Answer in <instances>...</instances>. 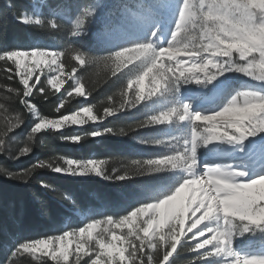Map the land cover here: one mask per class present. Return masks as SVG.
Segmentation results:
<instances>
[{"label":"trees","instance_id":"1","mask_svg":"<svg viewBox=\"0 0 264 264\" xmlns=\"http://www.w3.org/2000/svg\"><path fill=\"white\" fill-rule=\"evenodd\" d=\"M9 4L13 5V9L8 8ZM93 5L99 6V9L94 18L87 17L85 20V35L72 37L71 30L75 28L76 20L84 17L85 9H91ZM168 5V0H0V51L14 48L34 50V46H39L46 51H63L71 47L93 55L114 54L115 51L122 50L126 46L149 43L154 32L159 39L160 31L156 29L161 18L170 15L166 10ZM124 6L135 11L137 17L129 16L123 27H117L107 35H98L104 31L105 25L110 21L114 25H121ZM113 12L115 15H112ZM23 15L37 16L45 21L46 27L23 24L18 18ZM54 19L59 21V28L51 27L49 21ZM62 61L64 72L68 76V69L75 61L67 54ZM132 69H136V72ZM139 71L133 64L118 69V76L113 77L110 68L89 66L76 74L80 75L87 84L85 96H77L74 93L71 97L66 95L65 90L69 89L72 82L67 84L62 94H56L45 84V81L36 86L40 88L43 85L45 91L37 93L34 88L33 95L27 99L48 119H61L62 115H71L83 107L93 105L99 108V110L97 107L93 108V115L99 117L103 115V108L107 106V103L102 105L101 102H107L108 97H113V102L118 103L119 96L114 94L125 89L128 79ZM10 74L7 71H0V86L22 88L18 83V76L13 80L7 79ZM239 76L240 74L233 72L230 79L225 77L222 81L227 84L242 85L244 80ZM218 80L219 77L207 87L195 83H182L178 93H165L156 96L155 99H147L134 108H128L104 119L103 122L98 118V123L93 126L67 129L63 132L41 131L35 135L37 141L42 140L45 146L34 148L32 153L18 160L0 154V167L8 172L21 173L41 160L64 157L75 161L104 160L106 164L102 167H107L111 175L114 164L119 167L131 160L157 159L178 154L179 146L169 147L141 141H170L179 137L182 145L189 137L193 126L173 122L170 125L139 128L124 136L105 133L93 137L91 134L94 131L107 129H112L114 132H118L121 128L127 130L128 126L155 115L161 108L158 109L159 102L164 101L170 107L177 101L181 104L184 95L190 89L202 88L204 94H210L213 84ZM89 91L91 95H88ZM62 102H65L64 107L60 112H56L55 109ZM198 102L196 101V104ZM0 104H4L7 109L2 112L13 116L22 113L25 117V123L15 133L8 134L9 137H14L19 143L24 144L37 122L35 117L19 103V98L7 92L6 87H0ZM66 137L80 139L73 141L65 139ZM204 154L206 151L199 152V155ZM180 171V169H165L126 181L76 179L61 176L49 168L38 169L27 182L11 179L0 173V264H8V261H12L13 264H17V261H25L26 264H55L49 259L36 260L27 254L7 256V249L14 247L15 242L21 240L50 238L63 234L65 230L78 229L84 226L89 217L101 218L105 214L121 215L130 209L134 210V206L143 202L163 199L173 194L186 179L179 173ZM40 181L48 183L51 188L47 190L42 188ZM232 246L235 251L243 253L264 249V232L257 230L255 234L235 235ZM192 247L193 244L189 241L183 242L178 246L169 264H189V261L194 259L196 264H228L218 256L209 260L197 259V254L191 251Z\"/></svg>","mask_w":264,"mask_h":264},{"label":"snow or ice","instance_id":"2","mask_svg":"<svg viewBox=\"0 0 264 264\" xmlns=\"http://www.w3.org/2000/svg\"><path fill=\"white\" fill-rule=\"evenodd\" d=\"M196 0H179L180 7L177 11L178 22L175 24L174 32L179 29L183 31L188 19L189 12ZM8 8L13 9V5L9 4ZM207 9H203L206 12ZM15 15V13H13ZM91 10L85 9V15L91 16ZM201 14V13H198ZM112 15H115L113 12ZM137 17V13L131 8L124 6L122 9L121 25H114L111 21L105 25L104 31L98 35L110 34L115 28L123 27L127 22L128 17ZM20 22L26 25H38L37 21L39 18H32L28 15L18 17ZM210 19V17H209ZM53 29L59 28L60 23L58 20L49 21ZM84 23L83 17L79 18L75 22V28L71 30L72 37H80L78 30ZM173 32V33H174ZM156 33H153L155 36ZM199 36V32L197 33ZM173 36V34H172ZM172 40V37H171ZM152 43H138L135 46H126L122 50L115 51L114 54L109 55H93L88 52H84L77 48H66L63 51H46L42 50L39 46H34V50H23L19 48L4 49L0 51V71H7L11 73L7 76L8 80H13L15 77H19L18 83L22 85V88L15 86H0L6 87L9 94H14L15 97L19 98V103L24 106L27 112L31 113L37 122H35L33 128L37 124H41V120L48 121H62V125H57L55 129L59 130L65 123V117H72V124L86 123L81 117H88L95 121L99 118L101 122L104 119L115 116V114L102 116L93 115V106H86L82 109H89L81 113V117L72 115H62V119H48L47 117L40 114L37 107L32 104L28 97L33 95L34 88L37 93H43L45 91L43 85L40 88H36L37 84H40V78L37 75L36 80H32L35 72L33 68L39 63L44 62L42 58H49L51 64L55 65L53 71L57 72L58 75L53 78L49 76L46 83L50 84L57 92L62 86L61 75L64 73V64L62 58L67 54H71L72 60L75 63L68 69V79L73 80V85H70L69 89H66V95L71 97L69 93H73V90H79L80 94L77 96H85V89L87 87L86 82L80 75H76L78 71L89 66H103L111 69V76H118V69H123L125 66L122 63L124 57L130 55L131 52L138 50L143 45H149ZM170 45V44H169ZM169 45L163 48H169ZM162 49V48H161ZM157 51V50H156ZM160 51V50H159ZM157 51V52H159ZM195 51V50H194ZM210 63H214L221 57L227 60L229 57L237 65L242 67L240 69H229L226 72H237L241 73L250 79L259 82L261 86H264V82L253 79L251 75H248L251 69L243 67L248 64V60L253 55L258 53L253 50L250 53H244V59L241 58V51L238 47L237 42L217 37V43L212 46L209 52L205 53ZM177 57H183V59H177ZM40 58V59H38ZM31 60L32 65L26 67V62ZM57 61H60L59 63ZM198 61L195 58H189L187 55L174 53L172 59L168 58L167 53H161L156 63L162 65L166 69L170 66L172 69L171 76L183 77L184 75L190 74L193 71V64ZM256 70H264V64H257ZM171 78V77H170ZM149 76L142 77L139 81V91L141 94V102L148 98L144 95L145 90L149 87L150 82ZM80 85H83L81 88ZM151 86V85H150ZM127 85L126 88L127 89ZM259 92L261 96H264V92L258 90H252ZM135 93V85L129 90L128 95ZM159 94V90L154 96ZM91 95V91L88 92ZM121 99L124 98L123 89L120 91ZM153 96V97H154ZM139 103V104H140ZM61 104L55 109L56 112L61 111ZM129 107L125 104L123 110H127ZM0 111H7L4 104H0ZM219 112V111H217ZM242 114L245 119L243 121V127L229 124L224 128H218L224 136L237 139L239 142H244L249 137H254L257 134L264 133V126L261 125V121L264 120V112L259 111L254 105L249 104L242 108H230L227 111L221 112L219 116L211 114L195 115V126L199 130V127L205 120L208 122L213 121H228L237 118V114ZM23 114L18 113L9 120V126L5 129L4 135L7 136L13 132L14 129H18L25 123L22 120ZM187 121V120H185ZM156 125H165L161 122H157ZM32 128V129H33ZM46 124H41V128L37 129L36 134L42 130L51 129ZM32 131V130H31ZM100 133V135H95ZM105 133H111L114 131H94L91 135L93 137H99ZM122 135V133H121ZM65 139L73 140V137H66ZM74 141V140H73ZM3 141H0V153H4L2 150ZM19 156V153H18ZM23 157V156H19ZM161 159V158H157ZM41 161H39L40 163ZM104 164L98 163L97 165H88L87 161H83L80 165V171L78 173L73 172L72 175H78L80 177H88L89 175L95 174L105 180H128L120 172L104 177L103 166ZM75 166V167H74ZM76 168V165H72V169ZM6 170L0 169V172ZM205 171H199V177H189L186 179L193 180V185H185L179 192H176L171 199H156V202H143L134 206V210H128L121 215H109L105 214L103 218H95L87 220L84 226L72 231L65 230L63 234L56 235L50 238H34L33 240H21L15 242L14 247L7 249V256L16 257L24 255L25 253H33L42 251L44 255L50 256L55 264H68L70 256H74L73 264H81L82 256H87L89 259L85 261V264H169L170 258L177 252L178 246L181 245L182 241L187 238L194 242L191 249L192 252L197 254V259H206L208 256H224L215 254L212 249L217 248V244L212 240L213 232L207 231L209 224L206 222L210 221L205 217L203 222H200L194 230L193 225L197 224L200 217L204 215L205 210L203 208H193L190 210L185 209V200L188 191L191 187L200 188L202 191H208L212 193L211 203L217 205L220 214L224 217L238 222L242 225L241 230L235 235L244 236L248 233H253L257 230L264 232V177L251 179L249 182H241V176L239 178H229L215 175H205ZM7 172V176L11 179H21L25 182L30 175L29 169L25 172ZM62 173V172H57ZM69 175L67 172H63ZM256 181V183H252ZM41 187L44 189H50L51 186L48 183L41 182ZM68 199V197H65ZM163 201V202H161ZM151 206V207H149ZM184 213V220L181 221L178 214H175L177 210ZM191 214V215H189ZM146 217V219H144ZM139 221V223H138ZM190 221V223H188ZM203 225V227H201ZM103 226V227H102ZM175 229L173 232H169V228ZM127 228V232H120L119 234L115 229ZM84 229V231H81ZM189 233L191 235H189ZM232 236V241L233 237ZM203 239H200V238ZM76 240L75 252H70V244L66 241ZM94 241V243H93ZM208 241V243H205ZM232 244V242H231ZM209 246H212L211 248ZM203 250V251H201ZM162 252L159 262L154 256V253ZM207 253V255H205ZM231 255L228 257L235 256L234 264H249L250 261L258 260L264 261V258L254 257H242L234 253L231 249ZM127 254V255H125ZM8 264H13L12 261H8ZM189 264H196V260L189 261Z\"/></svg>","mask_w":264,"mask_h":264},{"label":"clouds","instance_id":"3","mask_svg":"<svg viewBox=\"0 0 264 264\" xmlns=\"http://www.w3.org/2000/svg\"><path fill=\"white\" fill-rule=\"evenodd\" d=\"M187 2V0H186ZM205 0H199V3H195L189 12V19L181 32L179 29L173 33L172 40L169 48H162L159 52L153 47V44L143 45L138 50L131 52L129 56L124 57L122 63L127 66L134 64L140 70L134 76H131L127 81V89H123L124 98L121 99L120 92L118 94V103L113 102V97H108L107 102H101L102 105L107 103V106L103 108L105 115L115 114L123 111V107L126 104L129 108L136 107L141 102V94L139 91V81L142 77L149 76L150 87L145 90L144 95L151 99L157 90L158 95L165 93L171 94L173 92H179V86L188 83H195L203 87H207L222 76L224 71L229 69H240L242 67L237 65L229 57L227 60L217 59L214 63H210L205 53L209 52L210 48L217 43V37L232 40L237 42L238 47L242 53L241 58L244 59V53H250L255 50L258 55H253L248 60V64L243 66L251 69L248 75H251L253 79L264 82V70H256L257 64H264V0H210L207 7L204 6ZM99 6L93 5L91 7V16L85 15L83 17L84 23L87 17L94 18ZM203 9H207L203 12ZM201 13V14H198ZM210 17V19H209ZM91 22V21H90ZM41 28L46 27L45 21L39 19L37 21ZM84 23L78 30L80 36L85 35ZM55 27V25H52ZM199 30V36L194 31ZM195 50V51H194ZM161 53H167L168 58L172 59L174 53L187 55L189 58H195L197 63L193 64V71L190 74L181 77L171 76L172 69L169 66L167 69L162 65H157L156 61ZM72 59L71 54L68 55ZM136 72V69H132ZM171 77V78H170ZM135 85V93L128 95L129 90ZM82 88L83 85H80ZM75 94L79 95V90H75ZM73 96V93H69ZM157 96V95H156ZM64 103H61V107H64ZM252 104L259 111L264 112V96H261L259 92L255 91H237L230 99L227 106H225L219 112H215L214 116H219L221 112L227 111L230 108H242L246 105ZM93 107L98 106L93 105ZM89 109H82L75 112L72 116L81 117V113L88 111ZM195 115H201L196 113ZM65 120L71 123L72 117H65ZM245 117L242 114H237V118L228 121H213L208 122L205 120L199 127V130L195 126L194 114L191 111L190 104L181 105L179 101L174 106L168 108L165 111H161L157 115H152L148 119L138 122L136 124L128 126L127 130L124 128L119 129L118 132H114L113 135H128L129 132H134L139 128L151 127L156 125L157 122L163 124H172L173 122H184L185 120L192 123V131L190 138L180 143V138L175 137L170 141L163 140H150L141 141L142 143H153L159 145H166L169 147H180L178 154L163 157L161 159H146V160H131L122 166L112 167L111 175L115 172H122V174L128 179L139 176H148L153 172L167 170L180 169L188 174L189 177H199L200 160L198 151L200 148H207L214 142H223L227 144H241L237 139L224 136L219 132L218 128H224L229 124L243 127V121ZM25 120V117H22ZM84 120V119H83ZM86 121V120H85ZM41 124H46L55 128L57 125H62V121H48L41 120ZM41 124H37L27 136V141L22 147L18 148L19 156H27L33 152L36 147H43V141H37L36 131L41 128ZM261 125L264 126V120L261 121ZM112 131V129H107ZM5 132V130H4ZM4 132L0 134V141H3L2 150L7 152L6 143L4 139ZM100 135V133H95ZM79 137H73L74 141H78ZM8 143H12V138L9 137ZM242 150V149H241ZM18 155H13V159H19ZM60 161H63L62 163ZM83 161H75L71 159H65L64 157H56L48 161L41 160L38 164H33L29 168L30 175L28 179H31L33 173L37 172L40 168H49L52 172H67L72 175L73 172L78 173L80 165ZM106 164V161H87L88 165ZM72 165H76V169H72ZM122 168V171H121ZM0 169H4L0 167ZM5 170V169H4ZM103 176H110L108 168H103ZM7 176V172H0ZM205 175H215L229 178H239L246 175L244 171L234 170L232 164L210 166L206 168ZM27 182V181H26ZM42 181H40L41 183ZM256 183V181H252ZM185 185H193V180L185 179L184 182L175 190L171 195L166 196L164 199H171L176 192H179ZM212 193L208 191H202L200 188L191 187L187 194L185 209L190 210L193 208H203L205 210L204 215L200 217L197 224L193 225L192 230L200 223L203 222L205 217L210 221L216 222L215 229L209 227L207 231L213 232L212 240L217 244L215 254L228 256L231 255V242L232 236L238 233L242 225L238 222L230 220L224 217L219 212L217 205L211 203ZM163 202V201H161ZM151 207V206H149ZM181 221L184 220V213L181 212L178 217ZM84 231V229H81ZM175 231L170 227L169 232ZM208 243V241H205ZM17 264H26L25 261H17ZM249 264H264V261L253 260Z\"/></svg>","mask_w":264,"mask_h":264},{"label":"rangeland","instance_id":"4","mask_svg":"<svg viewBox=\"0 0 264 264\" xmlns=\"http://www.w3.org/2000/svg\"><path fill=\"white\" fill-rule=\"evenodd\" d=\"M209 2H210V0H205L204 6L207 7V4ZM196 3L198 4L199 0H196ZM168 4L169 5L166 7V10H167V12L170 13V15L166 16L165 18H161L159 26L156 29V31L157 30L160 31V38L157 39L156 36H152L151 41H150V43L153 44V47L157 51H159L161 48L166 47L170 44L171 37H172V34L174 32L175 24L178 22L177 11H178V8L180 7L179 0H168ZM30 17L38 18L37 16H34V15L30 16ZM194 31L196 33L199 32L198 29H194ZM38 59H40V58H38ZM177 59H183V57H177ZM221 59H224V58L221 57ZM42 60L44 62L39 63L36 67L33 68L35 75H33L30 83H32V81L36 80L37 75L40 78V82L47 81V78L49 76L55 78L58 75L57 72L53 71V69L55 68V65L50 63L49 58L45 57V58H42ZM57 62L59 63L60 61H57ZM31 65H32L31 60L26 62V67L31 66ZM131 65H133V64H129L128 66H131ZM232 73L233 72L228 71L224 75L219 76L220 80H218L217 82H215L213 84L214 86L212 87V92L210 94H204V91L202 88H198L197 90H191L190 89L188 91V96H189L188 99H186V97L183 98L181 104L182 105L185 103L190 104L191 105V111L193 114H196V113L214 114L215 112L220 111L225 106H227L228 102L230 101L232 96H234L236 94L237 91L258 90V91L264 92L263 86H261L259 84V82H256V81L250 79L249 77H247L241 73L234 72L236 74H240L239 78L241 77L244 80V84H242V85L227 84L226 82L222 81V79H224L225 77L230 79V77L232 76ZM60 78L62 81V86L58 92L50 84L45 83L51 89V91L55 92L56 94H62L68 83H70V82L74 83L73 80L68 79V76L65 74V72L61 75ZM73 93L75 94L74 90H73ZM162 95H157V97L162 96ZM155 97L156 96L152 97L151 99H153V98L155 99ZM197 99L200 100L201 102H198L196 104ZM203 107L204 108L207 107V108L202 109ZM168 108H170L169 104H167L164 101L159 102L158 103L159 111L156 112L155 115L159 114L161 111L167 110ZM81 110H79V111H81ZM73 114H71V115H73ZM12 117H13V115L0 111V134H2L4 132V130L9 126L8 122ZM81 118L86 120L87 122L81 123V124H72V123L68 122V123H65L59 130H57L55 128H51V129H45L42 131L52 130L55 132H63L64 130H67V129L93 126V125H96L98 123L97 120L93 121V120L89 119L88 117L82 116ZM182 123L184 125H187L190 127L193 126L192 123L189 121H184ZM166 125H168V124H166ZM16 131H17V129H14L13 132H11V133H15ZM261 134H263V135H261ZM190 135H191V133H190ZM8 138H9L8 135L4 136L6 148L8 149V151L4 152V153H0V154L8 155L12 160H18V159H13V155H18V148L22 147L23 144L19 143L14 137H11L12 143L9 144ZM189 138H190V136H189ZM222 144H223V142H214V143L210 144L207 148H200L199 149V151H198V156H199V160H200L199 171L206 170V168L210 167V166L232 164L234 170L244 171L246 173V176L241 178V182H249L251 179L264 177V133L257 134L254 137H249L244 142H242L241 144H234L233 145V144H227L226 143L224 146L221 147ZM203 151H206V154L199 155V152H203ZM226 155L235 156L237 158H240V160L238 162H228V163L227 162H217V161L210 162L211 159H215L216 157L219 158L221 156H226ZM20 158H22V157H20ZM208 159H209V161L207 162ZM75 169L76 168H74V170ZM181 173L187 178L188 174L186 172L181 171ZM57 174H59L61 176H69V177L76 178V179H86V178L102 179L100 177L95 176V174L89 175L88 177H80L78 175H67L63 172L57 173ZM186 199H187V197H186ZM185 204H186V200H185ZM180 213L181 212L178 209L175 214L179 215ZM189 215H191V214H189ZM101 218H103V217H101ZM89 219H91V218H87V220H89ZM144 219H146V217H144ZM87 220H86V222H87ZM138 223H139V221H138ZM188 223H190V221H188ZM206 224H209L214 229L216 227V222H214V221H208V222H206ZM201 227H203V225H201ZM115 231L119 234L120 232H127L128 229L127 228L115 229ZM189 235H191V234L189 233ZM200 239H203V238L201 237ZM185 241H189L190 243L194 244L193 241L188 240L187 238H185L182 241V243ZM77 242L78 241H76V240L66 241V243L70 244V249H69L70 252H75ZM93 243H94V241H93ZM209 247L211 248L212 246H209ZM231 249L234 253H236L237 255L242 256V257L264 258V249L259 250V251L254 252V253H251V254L250 253L235 252V250L232 248V244H231ZM201 251H203V250H201ZM212 251H215V249H212ZM25 254L32 256L36 260H41V259L51 260L50 256L44 255L42 251H37V252H33V253H25ZM161 254H162V252L154 253V256L158 262H159ZM125 255H127V254H125ZM205 255H207V253H205ZM213 257L214 256H208V258H206V259H210ZM220 258L221 259H227L230 264H234V262H235V256H233V257L220 256ZM88 259L89 258L87 256H82L81 264H85V261H87ZM73 260H74V256H70L68 264H73ZM53 262H55V261H53Z\"/></svg>","mask_w":264,"mask_h":264},{"label":"bare ground","instance_id":"5","mask_svg":"<svg viewBox=\"0 0 264 264\" xmlns=\"http://www.w3.org/2000/svg\"><path fill=\"white\" fill-rule=\"evenodd\" d=\"M187 97H189L187 95ZM207 108V107H206ZM206 108H202V109H206ZM222 157V158H221ZM221 157H216L215 159H211L210 162H213V161H217V162H238L240 160V158H237L235 156H231V155H226V156H221ZM209 161V159L207 160V162Z\"/></svg>","mask_w":264,"mask_h":264}]
</instances>
